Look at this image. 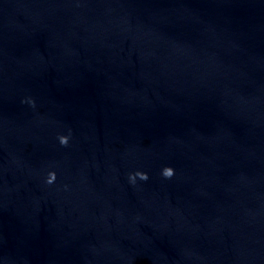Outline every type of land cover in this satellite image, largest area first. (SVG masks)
I'll return each mask as SVG.
<instances>
[{"label": "clouds", "instance_id": "obj_1", "mask_svg": "<svg viewBox=\"0 0 264 264\" xmlns=\"http://www.w3.org/2000/svg\"><path fill=\"white\" fill-rule=\"evenodd\" d=\"M29 102L34 104V101H29ZM69 138H70V133L68 136L61 135L58 137L59 142L62 146L68 145ZM161 175L166 179H170L174 175V169L170 166H166L162 169ZM137 177H139L141 180H147L148 179L147 173L139 172V171L134 173V174H130L129 179H130V181H132L134 183L135 179ZM55 179H56L55 172H50L48 174L47 183L51 184L55 181Z\"/></svg>", "mask_w": 264, "mask_h": 264}]
</instances>
